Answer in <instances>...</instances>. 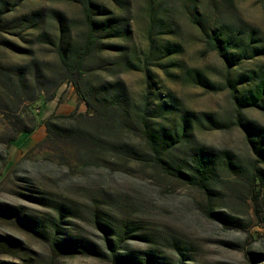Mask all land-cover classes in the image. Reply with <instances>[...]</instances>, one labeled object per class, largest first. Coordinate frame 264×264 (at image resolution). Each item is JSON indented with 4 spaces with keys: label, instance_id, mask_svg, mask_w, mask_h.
<instances>
[{
    "label": "rangeland",
    "instance_id": "rangeland-1",
    "mask_svg": "<svg viewBox=\"0 0 264 264\" xmlns=\"http://www.w3.org/2000/svg\"><path fill=\"white\" fill-rule=\"evenodd\" d=\"M94 1L120 33L97 32L89 104L58 52L85 42L79 0H0V264H264V149L240 122L264 133V106L241 107L190 18L194 1L207 27L254 33L264 48V0ZM171 43L179 52L167 55ZM231 74L249 93L264 53ZM147 129L160 131V157L192 175L207 148L209 190L165 171Z\"/></svg>",
    "mask_w": 264,
    "mask_h": 264
},
{
    "label": "trees",
    "instance_id": "trees-1",
    "mask_svg": "<svg viewBox=\"0 0 264 264\" xmlns=\"http://www.w3.org/2000/svg\"><path fill=\"white\" fill-rule=\"evenodd\" d=\"M149 6L154 8L155 3L159 0H147ZM86 24L88 26V32L85 37V42L81 48L76 50L75 52H70L69 48H66L63 43H60L58 46V52L60 54V58L64 66L67 68L68 72L74 80L75 86L79 93V96L87 100L89 104H92V99L90 97V89L86 87L85 77H84V65L88 56L92 53L96 42L98 41L97 32L99 30L109 31L112 36H117L120 33V30L117 25V19L107 17V19L100 20L97 19V15H106L111 11L105 6L99 3H96L94 0H79ZM192 12H191V20L198 24L201 27V31L203 33V38L205 42V49L208 52L216 51L220 58L223 60L227 67V75L226 80L228 87L232 89V95L239 102L242 108L247 106H264V76L260 79V81L255 85V87L249 91V93L245 94L241 93L239 96L240 90L238 89V84L241 83L240 78L232 77V69L236 66H239L244 60L252 59L258 55L264 53V48H260L254 45V33H252L250 39L247 41L240 35H227L224 33L223 27L216 26H208L202 21L200 18V13L197 10V4L193 1L192 3ZM111 47H118L114 43H110ZM179 52V45L176 43H171L166 46L165 54L171 55ZM187 76H190L196 82L200 84H207V79L205 75L197 69H191L187 72ZM148 78V87L150 88L154 86L152 83V75L150 71H147ZM212 86V85H210ZM190 113L185 112L181 117V132L183 135L187 133L188 127L191 125V119L189 117ZM207 116H211V114L207 113ZM242 126H244L248 132V137L257 152H262L264 146L260 144L261 141L264 140V133L260 131V128L254 124L240 121ZM44 123L50 127L51 121L49 119L45 120ZM146 136L149 140L151 148L155 152L157 156L158 162L165 169V171L175 175L176 177L184 179L186 182L195 185L202 189H207V176L213 170V160L210 158L207 148L200 147L198 153L196 154V165L195 170L197 175H192L185 171H181L179 168H175L174 166L169 165L164 159L160 156L163 153V145L159 141L160 131L154 129H147ZM264 144V143H263ZM110 243V241H109Z\"/></svg>",
    "mask_w": 264,
    "mask_h": 264
}]
</instances>
